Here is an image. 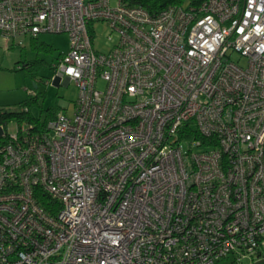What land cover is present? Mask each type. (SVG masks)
Returning a JSON list of instances; mask_svg holds the SVG:
<instances>
[{
    "label": "built area",
    "instance_id": "1",
    "mask_svg": "<svg viewBox=\"0 0 264 264\" xmlns=\"http://www.w3.org/2000/svg\"><path fill=\"white\" fill-rule=\"evenodd\" d=\"M0 34H66L52 69L79 90L0 127V264L264 261V0H0Z\"/></svg>",
    "mask_w": 264,
    "mask_h": 264
},
{
    "label": "rangeland",
    "instance_id": "2",
    "mask_svg": "<svg viewBox=\"0 0 264 264\" xmlns=\"http://www.w3.org/2000/svg\"><path fill=\"white\" fill-rule=\"evenodd\" d=\"M94 48L98 52H108L116 41L115 34L111 33L110 27L105 23H95ZM113 35L110 41L108 36ZM40 42L52 47V52L37 53L33 50L31 40H25L24 46H14L7 43L0 34V109L4 111H18L20 103L29 99L31 91L38 85V92L44 93V100L28 106L30 115L34 118H45L47 109L71 116L74 113L79 96L78 87L75 83L68 85L64 81L55 79L52 65L57 59L70 49V41L66 34H42ZM39 60L34 69H25L24 66ZM103 84H100L102 87ZM56 114V115H57ZM27 125L24 123L23 127ZM28 127V126H27ZM17 123L10 122L6 126V133H17ZM186 149V147H184ZM243 264H251V260Z\"/></svg>",
    "mask_w": 264,
    "mask_h": 264
},
{
    "label": "trees",
    "instance_id": "3",
    "mask_svg": "<svg viewBox=\"0 0 264 264\" xmlns=\"http://www.w3.org/2000/svg\"><path fill=\"white\" fill-rule=\"evenodd\" d=\"M207 0H127L128 4L131 6H138L146 9L151 14H157L164 9L170 7V6H184L188 7L190 5H199ZM31 45L33 50H36L39 54L42 52H52V47L44 42L40 41H31ZM39 60H36L32 62L30 65H25V69H34L35 66H38ZM37 89L33 90L34 95L29 94V99L20 103L19 110L18 111H4L3 109H0V127L2 126L4 129H6V126L10 122H17L19 126L21 124L25 123L27 126L32 128V130H43L45 129L48 121L53 119L56 116V112L47 109L45 112V118L42 119L41 116L38 118H34L30 115L29 107L31 104H36L40 100H44V93L38 92ZM41 204L46 208L49 209L51 203L50 199L48 197L44 196L40 200ZM217 264H234L232 258L222 259Z\"/></svg>",
    "mask_w": 264,
    "mask_h": 264
},
{
    "label": "water",
    "instance_id": "4",
    "mask_svg": "<svg viewBox=\"0 0 264 264\" xmlns=\"http://www.w3.org/2000/svg\"><path fill=\"white\" fill-rule=\"evenodd\" d=\"M37 88H38V85H35V89H37ZM254 264H264V261H257Z\"/></svg>",
    "mask_w": 264,
    "mask_h": 264
},
{
    "label": "crops",
    "instance_id": "5",
    "mask_svg": "<svg viewBox=\"0 0 264 264\" xmlns=\"http://www.w3.org/2000/svg\"><path fill=\"white\" fill-rule=\"evenodd\" d=\"M7 42V41H6ZM8 43V42H7Z\"/></svg>",
    "mask_w": 264,
    "mask_h": 264
}]
</instances>
